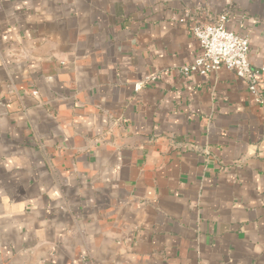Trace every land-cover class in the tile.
<instances>
[{"label":"crops","instance_id":"0c3cea01","mask_svg":"<svg viewBox=\"0 0 264 264\" xmlns=\"http://www.w3.org/2000/svg\"><path fill=\"white\" fill-rule=\"evenodd\" d=\"M222 16L262 68L264 0H0V264H264V109L181 73Z\"/></svg>","mask_w":264,"mask_h":264},{"label":"built area","instance_id":"2783aa9c","mask_svg":"<svg viewBox=\"0 0 264 264\" xmlns=\"http://www.w3.org/2000/svg\"><path fill=\"white\" fill-rule=\"evenodd\" d=\"M225 19L222 16L215 24L195 23L191 26L199 54L190 65L181 69V73L184 76L191 73L205 76L219 70L230 71L247 87L253 102L264 109V98L259 91L264 66L259 69L250 66L247 40L227 30ZM143 84H135L134 91L141 90Z\"/></svg>","mask_w":264,"mask_h":264}]
</instances>
